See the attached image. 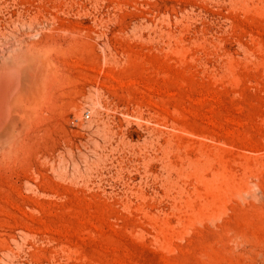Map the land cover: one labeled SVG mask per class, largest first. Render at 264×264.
Segmentation results:
<instances>
[{"label": "rangeland", "instance_id": "obj_1", "mask_svg": "<svg viewBox=\"0 0 264 264\" xmlns=\"http://www.w3.org/2000/svg\"><path fill=\"white\" fill-rule=\"evenodd\" d=\"M0 65V264H264V0H0Z\"/></svg>", "mask_w": 264, "mask_h": 264}, {"label": "bare ground", "instance_id": "obj_2", "mask_svg": "<svg viewBox=\"0 0 264 264\" xmlns=\"http://www.w3.org/2000/svg\"><path fill=\"white\" fill-rule=\"evenodd\" d=\"M32 36H33V35H32ZM70 36H71V35H70ZM16 48H17V47H16ZM30 49H31V48H30ZM16 53H17V52H16ZM19 53H21V51L18 52V55H20ZM33 53H35V52H33ZM15 55H17V54H15ZM15 55H14V57H16ZM18 55H17V56H18ZM11 57H12V56H11ZM11 57H10V59H12ZM19 57H20V56L17 57V60H16V61L20 60ZM28 58H30L29 60L32 61V60H31L32 55H28V57H25V58H23V59H24V61H25V60H27ZM34 58H35V57H33L32 59H34ZM13 59H14V58H13ZM23 59H22V60H23ZM22 60H21V61H22ZM38 60H40V59H38ZM11 61H12V62H10V60H9V62H10V63H9V67H10V64L13 63V64H11V65L16 66V69H18V68L20 67V70H21V69H22V70L20 71V70L18 69V72H20V73H23V72H24L23 76H25V72H28L27 69H26L27 71H26V70L24 71L25 66H26V61H25V62H22L23 64H25L24 66H23V64L21 63V61L19 62V63L21 64V65H19V66H18L17 64H16V65L14 64L15 62H13V61H15V60H11ZM27 61H28V60H27ZM30 61H29V62H30ZM33 61H34V60H33ZM7 62H8V61H7ZM7 62H6V64H7ZM29 62H28V63H29ZM19 63H18V64H19ZM28 63H27V66H29V67L31 68L32 66H30V64H28ZM35 63H36V62H35ZM35 63H34V64H35ZM1 64H2V63H1ZM40 64H41V63H40ZM43 64H44V62H43ZM43 64H42V65H43ZM32 65H33V64H32ZM4 66H5V64H4ZM4 66H3V67H4ZM6 66H8V64H7ZM6 66H5L6 70L9 69V67L7 68ZM27 66H26V67H27ZM0 67H1V65H0ZM11 67H13V66H11ZM11 67H10V69H11ZM17 67H18V68H17ZM23 67H24V69H23ZM1 68H2V67H1ZM1 68H0V69H1ZM27 68H28V67H27ZM33 68H34V67H33ZM33 68H31V69H33ZM3 69H4V68H3ZM13 70H14V69H12V71H13ZM39 70H40V69H39ZM39 70H38V71H39ZM8 71L11 72L12 74L14 73V72H12L11 70H8ZM15 71H16V70H15ZM22 71H23V72H22ZM32 71H33V70H32ZM32 71H31V72H32ZM31 72H30V73H31ZM36 72H37V70H36ZM42 72H43V71H42ZM11 73H10L9 75H11ZM20 73H17V74H18V78L20 77L21 79H22V78L24 79V80H20V78H19V81H20L21 83H23V84H22L23 86H22V85L19 86L20 84L18 83V79L15 80V81H17V82H16V85L19 84L18 86L20 87V89H18V90L15 89V86H16V85H14L13 92H14V90H16L18 93H16V91H15V92H14V96H13V95H11V93H12V91H11V93H10L11 96L9 95L8 98H7V99H8V100H7L8 103H6L7 106H9L10 104L12 105V103H13V102H12V101H13L12 99H13L14 97L16 98L15 93L18 94L17 98H16V99L14 98L15 101H16V100H27V101H29V102L31 103V102L34 100L33 96H34V92L37 90V84H36L34 81H31L32 77H30V78H31L30 80H29V77H28V79L26 80V79H25L26 76H25V78L22 76V74H21V76H19ZM33 73H34V72H33ZM1 74H2V73H1ZM2 75H3V74H2ZM9 75H7V76H9ZM14 75H16V74L14 73V74H13V77H14ZM31 75H32V74H31ZM31 75H30V76H31ZM3 76H4V75H3ZM35 76H37V73H36ZM0 77H2V76H0ZM11 77H12V76H11ZM15 77L17 78V76H15ZM5 78H6V77H5ZM9 78H10V77H7V80L5 81V84H4V85H5V89H8V88H6V86L8 85V83H10V82H9ZM16 78H15V79H16ZM35 79H36V78H35ZM2 80H3V78H2ZM4 80H5V79H4ZM10 80H11V79H10ZM36 80H38V79H36ZM7 81H8V83H7ZM12 81H13V80H12ZM12 81H11V82H12ZM6 83H7V84H6ZM18 86H17V87H18ZM19 87H18V88H19ZM2 89H3V86L1 85V78H0V94L2 93ZM19 90H20V92H19ZM6 92H7V91H6ZM39 92H40V91H39ZM4 93H5V92H4ZM2 94H3V93H2ZM8 94H9V92H8ZM35 95H36V93H35ZM5 96H7V95H5ZM5 96H3V97H5ZM9 97H10L11 99H10ZM1 98H2V96H1ZM4 99H5V98H4ZM9 99H10V102H12V103H9ZM2 100H3V99H2ZM0 102H1V101H0ZM4 102H5V101H4ZM4 102H3V103H4ZM3 103H2V104L0 103V104H1L0 106H4ZM16 103H17V105H18V102H17V101H16ZM16 103H13L14 105H12V106L15 107V110H16L17 112H20V110H19L20 108H19V107H20L21 105L19 104V105L17 106ZM25 103H26V102H25ZM4 107H5V106H4ZM14 107H12V109H13ZM0 108H1V107H0ZM9 108L11 109L10 106H9ZM9 108H8V107L6 108V110L8 109L7 112H8V113H10V111L13 112V111L10 110ZM17 108H18L19 111L17 110ZM2 110H4L3 107L0 109V118L2 119V122L0 121V125L3 127V128H2V127L0 126V129L2 128V129L0 130V149H2V148H4L5 146H7V144L10 143L12 139H14V138H12V136H13V132L15 133V131H13V128H12L13 125H12V123L16 121V120H15L16 118H15V116H14L15 114H13L14 118H13V116L11 115L12 113L10 114L11 117H10V116L8 117V118H10V119L13 118L15 121H11L12 119L9 121V119H7L6 116H5V115H8V113H6V110H4V111H5L4 113H6V114H4V116H5V117H4V116H3V113L1 112ZM15 110H14V111H15ZM1 115L3 116V118L1 117ZM30 116H31V114H30ZM1 119H0V120H1ZM5 119L8 120V122H10V123H7V122L5 121ZM3 120H4L5 122H4ZM3 122H4L5 124H4ZM18 122H19V121H18ZM2 123H3L4 125H3ZM19 123H20V122H19ZM6 124H8V125H6ZM17 125H19V124H17ZM15 127H16V126H15ZM20 131H21V130H20ZM15 134H16V133H15ZM19 134H20V133H19ZM19 134H18V136H19ZM14 136H15V135H14ZM15 137L17 138V135H16ZM14 140H15V139H14ZM66 148H67V147H66ZM11 150H12V149H11ZM44 150H45V149H44ZM65 151H66V150H65ZM68 151H69V150H68ZM68 151H67V152H68ZM0 152L2 153V150H1ZM3 152H4V151H3ZM9 152H10V151H9ZM66 154H67V153H66ZM5 155H6V154H4V156H5ZM38 155H39V154H38ZM60 155H61V153H60ZM7 156H8V155H7ZM44 157H45V156H44ZM56 157H57V156H56ZM8 158H9V157H8ZM42 159H43V158H42ZM42 159H40V160H42ZM45 159H46V158H45ZM47 159H48V158H47ZM59 160H60V159H59ZM64 160H65V158H64ZM51 161H52V163H53V160H52V159H51ZM51 161H50V162H51ZM45 164H46V163H45ZM49 164H50V163H49ZM50 167H51V166H50ZM19 211H20V210H19ZM1 212H2V211H1ZM5 214H6V213H5Z\"/></svg>", "mask_w": 264, "mask_h": 264}]
</instances>
